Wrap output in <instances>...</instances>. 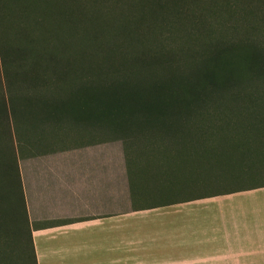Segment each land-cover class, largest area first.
I'll return each mask as SVG.
<instances>
[{
  "label": "trees",
  "instance_id": "1",
  "mask_svg": "<svg viewBox=\"0 0 264 264\" xmlns=\"http://www.w3.org/2000/svg\"><path fill=\"white\" fill-rule=\"evenodd\" d=\"M66 125L176 201L264 188V0H0V264L20 210L37 264L18 162Z\"/></svg>",
  "mask_w": 264,
  "mask_h": 264
},
{
  "label": "crops",
  "instance_id": "2",
  "mask_svg": "<svg viewBox=\"0 0 264 264\" xmlns=\"http://www.w3.org/2000/svg\"><path fill=\"white\" fill-rule=\"evenodd\" d=\"M18 166L37 264H264V188L173 202L102 139Z\"/></svg>",
  "mask_w": 264,
  "mask_h": 264
},
{
  "label": "rangeland",
  "instance_id": "3",
  "mask_svg": "<svg viewBox=\"0 0 264 264\" xmlns=\"http://www.w3.org/2000/svg\"><path fill=\"white\" fill-rule=\"evenodd\" d=\"M9 128V127H8ZM48 134L50 135V140H47L49 142L54 143L55 145H52L47 148L40 149L38 147H34L31 145H24V151H34L35 153L43 151H56L64 148L73 147L78 144H84V143H93L96 142L97 139H104L106 136L102 135L99 132H96L89 128H75L71 126H63L61 130L56 129H48ZM58 137V138H56ZM61 141V142H59ZM119 143H122L121 141H117ZM43 143V142H41ZM20 156V154H19ZM168 199L173 201L175 198L172 196H168ZM160 201V198H153L150 199L151 202H158ZM20 216V222H18L14 225L12 223V226H15V248L13 247L14 241L12 239V229L10 225V217L8 215V225L6 224V228H4L3 234H4V250L6 256H8V263L11 258V264H23L22 258L25 253H28V229L26 227V223L24 221V216L22 213V210L19 211ZM12 227V228H13ZM13 247V249H12ZM12 251V252H11Z\"/></svg>",
  "mask_w": 264,
  "mask_h": 264
}]
</instances>
